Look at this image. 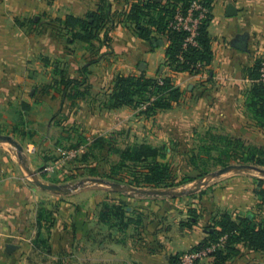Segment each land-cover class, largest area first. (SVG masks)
<instances>
[{"label": "crops", "instance_id": "crops-1", "mask_svg": "<svg viewBox=\"0 0 264 264\" xmlns=\"http://www.w3.org/2000/svg\"><path fill=\"white\" fill-rule=\"evenodd\" d=\"M108 1L121 20L133 3L147 0ZM101 3L0 0V135H10L23 145L31 169L44 163L37 154L38 142L21 137L15 129L32 128L35 111L46 116L49 107L54 109L56 98L42 93L52 81L47 66L51 62L63 64L75 79L83 67H89L91 88L101 90L98 93L107 89L104 95H109L108 88L118 74L171 77L182 92L181 100L168 113L158 115L174 114L178 122H171L169 128L175 131L170 134L201 128L227 129L235 137L242 135L241 129L255 132L246 97L251 86L248 70L256 59H264V0H214L208 26L213 59L197 73H173L166 64V42L160 40V46L153 48L137 36L130 23H117L109 45L97 42L96 51L80 40L68 43L69 33L57 19L67 15L86 18ZM230 6L235 10L232 14ZM93 58L95 62H91ZM88 108L108 115L128 109L107 110L94 102ZM6 144L0 143V264H176L177 257L215 230L217 213L228 211L235 218L264 210L256 182L264 178L238 175L209 185L195 196L119 200L117 203L127 204L122 224L103 220L101 205L113 203V196L106 189L93 190L87 195L83 216L79 198L63 199L35 185L20 168L17 150ZM185 199L191 202L182 206L180 201ZM195 200L200 204L196 208L200 218L196 224L184 225ZM237 248L239 254L224 264H264V252L253 251L244 243ZM199 264L216 262L209 257Z\"/></svg>", "mask_w": 264, "mask_h": 264}, {"label": "trees", "instance_id": "trees-1", "mask_svg": "<svg viewBox=\"0 0 264 264\" xmlns=\"http://www.w3.org/2000/svg\"><path fill=\"white\" fill-rule=\"evenodd\" d=\"M195 1L207 10L197 30L196 45L186 41L189 37L188 31L174 29L171 26L177 13L187 14ZM213 2L214 0L139 1L133 3L127 12L122 13L121 20H119L120 15L114 14L110 2L102 0L99 9L89 12L86 18L67 15L64 18H58L57 23L68 31L70 36L68 43L80 40L87 43L93 51L97 49V42L106 46L109 45L110 33L117 23H130L133 25L137 36L149 42L153 48L160 46V40L166 42V64L173 73L185 71L197 73L203 66L209 65L213 59L211 37L208 31L212 19ZM44 60L48 63L46 59ZM95 61L93 58L91 62ZM263 65L264 59L258 58L248 70L251 86L247 91L246 107L256 125L264 129ZM56 71L58 77L51 84L43 87L44 92L48 93L51 89L62 90L64 98L66 96L72 97L73 102H75L82 93L79 91L75 96H72L69 93L72 88L79 89L86 86L87 91L91 88L89 84L91 70L89 67H83L80 70L81 76L77 79L68 77L66 71L59 67H56ZM181 97L182 92L174 85L171 77L152 78L146 75L127 76L118 74L113 81L111 92L103 102V107L107 110H117L143 105L145 114L156 115L172 109L175 104L180 102ZM221 142L223 143V141ZM225 145V151L233 153L232 156L236 159L241 161L243 159L245 162L264 167V151L254 149L240 137L227 139ZM164 158L165 154L161 148L145 143L130 145L121 151L118 168L126 169L131 167L130 164H133L134 169L140 167L139 174L132 182L136 186L159 188L161 186L182 185L191 180L184 178V180L179 181L176 175L173 176V170L164 161ZM108 177L113 178L114 176L109 174ZM256 182L260 188L258 195L263 200L264 181L257 179ZM126 209L127 205L122 201L117 204L103 202L100 215L103 220H109V222L112 220L122 224L127 213ZM189 215V222L184 225L196 224L200 218L199 211L196 208H191ZM255 215L232 218L228 211L217 213V219L213 220L215 230L191 250L204 249L219 243L224 238L223 245L211 254V257L215 258L216 264H224L231 257L238 255L237 245L240 243L246 244L253 251L264 252V217L260 222H257ZM179 258H176V264H179Z\"/></svg>", "mask_w": 264, "mask_h": 264}, {"label": "rangeland", "instance_id": "rangeland-1", "mask_svg": "<svg viewBox=\"0 0 264 264\" xmlns=\"http://www.w3.org/2000/svg\"><path fill=\"white\" fill-rule=\"evenodd\" d=\"M47 66L50 68L48 72L51 73L52 81L49 83L51 84L58 77L56 67L65 70V66L57 62H51ZM66 73L69 77V73ZM112 86L113 84L108 90H111ZM87 90L86 86L79 89L72 88L69 92L70 95L75 96L79 91L82 93L73 102L72 97L66 96L64 98L62 90L51 89L48 92V98L50 99V95H52L56 98V101L54 109L49 107L48 115H46L48 116L47 120L43 112L35 111L32 114V128L17 130L18 127H16L15 129L16 134L21 137L38 142L35 143L37 154L39 153V156L43 157L44 163L41 164L42 167L37 165L32 171L36 173L39 180L63 185L71 189L70 193L61 197L67 200L71 198L77 200L79 198L81 210L83 209L81 215L83 216H86L87 195L94 193L93 190L106 189V193H110L111 197L113 196L111 202L117 204L119 200L130 202V199L134 197H141L125 190L130 188L170 189L178 192L193 189L199 182H202L201 188L192 193L195 196L201 189H205L209 185L224 182V180L225 182L230 181L229 179L236 178L238 175L264 178V175L254 170L231 169L221 176L215 175L219 170L233 165H252L264 169L263 166L245 162L243 159L242 161L238 160L232 156L233 153H227L224 149L227 139L240 137L254 149L264 151V135H261L264 129L258 127V125L253 128L255 132L249 129L246 132L241 129L242 135L239 137L237 135L236 137L231 136L227 133V129L215 130L214 128L196 129V132L190 130L188 134H183L180 131L181 134L179 132L170 134L172 130L175 131V128H169L171 122H178L174 114H166L163 115L164 117L161 118L160 116L158 118L159 114L168 113V110L156 115H148L144 112L145 107L140 105L138 107H127L128 109L122 114L108 115L99 110H97V113H93L89 111L88 105H93V102L103 105L105 96H108L104 95L103 92L107 89L99 93L98 91L101 90L95 88ZM42 93L46 94L44 91ZM35 124L36 126H34ZM237 130L239 132V129ZM245 132L248 135H245ZM216 138L218 140H215ZM143 143L161 148L165 154L164 161L170 165L173 176L176 175L179 181L184 180V178L191 180L182 185L161 186L159 188L136 186L135 183H132L139 174L140 167L134 169L133 164H130L131 167L126 169L118 168L121 151L130 145ZM26 153L28 154L24 149L22 155L27 165H29ZM72 153L74 154L72 155ZM19 165L23 173L33 180L20 159ZM47 168H50V170H47ZM109 174L114 177L109 178ZM92 179H104L121 185V188L96 183ZM175 197L179 198L180 196ZM186 199L180 201L182 206L191 202V200L186 201ZM195 201L193 202L194 208L199 209L200 204H198V200ZM262 201H264V198ZM53 208L56 209V206L54 205ZM71 209L74 210V207ZM49 214L51 215V212ZM253 215L257 216V222H260L264 217V210H262V213H252L251 216Z\"/></svg>", "mask_w": 264, "mask_h": 264}, {"label": "water", "instance_id": "water-1", "mask_svg": "<svg viewBox=\"0 0 264 264\" xmlns=\"http://www.w3.org/2000/svg\"><path fill=\"white\" fill-rule=\"evenodd\" d=\"M229 10L231 12V14L233 12H235V10L233 9V6L229 7ZM0 143H8L10 144L12 147H14L19 155L20 160H22L23 166L26 169V171L29 173V175L31 177H33L32 182L37 185L38 187H40L43 190L55 193V194H59V195H65L70 193L72 190L67 188L66 186L63 185H59V184H55V183H47L44 181L39 180V178L37 177L36 173L32 171V169L27 165L25 158L23 157V150L24 147L23 145H21V143H19L15 138H13L10 135H0ZM231 169H235V170H254L259 172L261 175H264V169L263 168H259L256 166H252V165H233V166H228L225 167L221 170H219L217 173H215L216 176H221L223 174H226L227 172H229ZM93 182L96 183H100V184H105V185H109L113 188H121V185L116 184V183H112L109 181H106L104 179H92ZM203 185L202 182H199L195 188L193 189H189V190H183V191H173L170 189L164 190V189H142V188H130V189H125L127 191H131L132 193H134L135 195H140V196H152V197H157V196H182V195H186V194H192L194 192H196L197 190H199L201 188V186Z\"/></svg>", "mask_w": 264, "mask_h": 264}, {"label": "built area", "instance_id": "built-area-1", "mask_svg": "<svg viewBox=\"0 0 264 264\" xmlns=\"http://www.w3.org/2000/svg\"><path fill=\"white\" fill-rule=\"evenodd\" d=\"M207 10H205L197 1H195L191 8L188 10L187 14L177 13L171 26L174 29L185 30L189 32V37L187 42L190 44H195V38L197 36V30L199 24L204 19ZM262 80L264 81V65L262 68ZM74 153H72L73 155ZM50 170V168H47ZM223 239L217 244H213L201 250H189L183 253L179 258V264H197L200 261L211 257V254L223 245Z\"/></svg>", "mask_w": 264, "mask_h": 264}]
</instances>
